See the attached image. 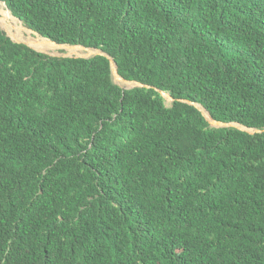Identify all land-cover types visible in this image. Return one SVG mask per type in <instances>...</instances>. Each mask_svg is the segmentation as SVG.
Here are the masks:
<instances>
[{
	"label": "trees",
	"instance_id": "16d2710c",
	"mask_svg": "<svg viewBox=\"0 0 264 264\" xmlns=\"http://www.w3.org/2000/svg\"><path fill=\"white\" fill-rule=\"evenodd\" d=\"M0 1V264H264V0Z\"/></svg>",
	"mask_w": 264,
	"mask_h": 264
},
{
	"label": "rangeland",
	"instance_id": "374dc122",
	"mask_svg": "<svg viewBox=\"0 0 264 264\" xmlns=\"http://www.w3.org/2000/svg\"><path fill=\"white\" fill-rule=\"evenodd\" d=\"M0 4L2 8H4L5 10H8L6 5L2 1H0ZM2 8L0 7L1 27L12 38L17 39V40H24L28 42L32 47L36 48L37 50L43 51V53H46L51 56H56V57H76V58H86V59L92 58L100 53L99 50L84 48L82 46H70V45L59 46L54 43H51L49 42V40L42 38L41 36L40 38L39 35L29 30L22 22H20L17 19H16L17 21L14 19H10V20H6L7 22H5L2 19V16L6 15V13L2 10ZM28 30L32 32L33 34L32 36L29 33H27ZM114 72L115 73L112 74L114 82L120 87H122L123 89H132V88L137 87L136 83L123 82L120 76L117 74L115 68H114ZM164 98H165L167 106L171 107L173 104V101H171L168 95H165ZM209 123H210V126L213 128L226 127L221 124L213 123L212 121H209Z\"/></svg>",
	"mask_w": 264,
	"mask_h": 264
},
{
	"label": "water",
	"instance_id": "95a60500",
	"mask_svg": "<svg viewBox=\"0 0 264 264\" xmlns=\"http://www.w3.org/2000/svg\"><path fill=\"white\" fill-rule=\"evenodd\" d=\"M5 4V3H4ZM6 5V4H5ZM20 21V20H19ZM20 22H22V21H20ZM0 27H1V25H0ZM2 28V27H1ZM3 29V28H2ZM4 30V29H3ZM30 30V29H29ZM5 31V30H4ZM32 31V30H31ZM6 32V31H5ZM32 32H34V31H32ZM7 33V32H6ZM35 34H37V35H39L38 33H36V32H34ZM7 35L13 40V41H15L8 33H7ZM40 36V35H39ZM48 40V39H47ZM49 41H51V40H49ZM16 43H20V44H25V45H27V46H29L30 48H32V49H34V50H36V51H38V52H41V53H43L42 51H39V50H37V49H35V48H33L32 46H30L29 44H27V43H25V42H19V41H15ZM51 42H53V41H51ZM54 43V42H53ZM59 46H63V45H59ZM83 47V46H82ZM85 48V47H84ZM99 54L98 55H102V56H105V57H107L109 60H110V62H111V69H112V74L113 73H115L114 72V66H116V68H117V74L119 75V72H118V67H117V64L115 63V61L108 55V54H106L105 52H103V51H100L99 50ZM44 54H46V53H44ZM120 76V75H119ZM120 78L122 79V81L123 82H126V83H130V81H128V80H126V79H124L123 77H121L120 76ZM132 83H136L137 84V87H144V85H142V84H140V83H138V82H132ZM149 88V87H148ZM125 90H128V89H125ZM161 94H162V96L164 97L165 95H168V97L171 99V101H175L174 100V98L170 95V94H167V93H165V92H161ZM190 105H192V106H194L195 108H197L202 114H203V116L207 119V121H212L213 123H216V124H221V125H224V126H226V127H219V128H237V129H239V130H241V131H245V132H248V133H250V134H252V135H254V134H256V133H262V132H264V130H262V131H260V130H257V129H249V128H247V127H244V126H242V125H240V124H236V123H231V124H225V123H221V122H217L216 120H214L212 117H211V115H210V113L207 111V109H205L202 105H200V104H197V103H192V102H188ZM207 114H209V115H207Z\"/></svg>",
	"mask_w": 264,
	"mask_h": 264
},
{
	"label": "bare ground",
	"instance_id": "6f19581e",
	"mask_svg": "<svg viewBox=\"0 0 264 264\" xmlns=\"http://www.w3.org/2000/svg\"><path fill=\"white\" fill-rule=\"evenodd\" d=\"M3 10V9H2ZM4 11V10H3ZM6 13V12H5ZM4 16H7V14L6 15H4ZM4 20V19H3ZM6 22V21H5ZM14 39V38H13ZM15 41H19V42H26V41H24V40H17V39H14ZM50 42V41H49ZM27 44H29L28 42H26ZM52 43V42H51ZM54 44H56V43H54ZM30 45V44H29ZM56 45H58V44H56ZM31 46V45H30ZM34 48V47H33ZM36 49V48H35ZM97 54V53H96ZM114 68H115V66H114ZM116 70V69H115ZM117 72V71H116ZM132 85V84H131Z\"/></svg>",
	"mask_w": 264,
	"mask_h": 264
},
{
	"label": "clouds",
	"instance_id": "9594fccd",
	"mask_svg": "<svg viewBox=\"0 0 264 264\" xmlns=\"http://www.w3.org/2000/svg\"><path fill=\"white\" fill-rule=\"evenodd\" d=\"M16 19V18H15ZM18 20V19H17Z\"/></svg>",
	"mask_w": 264,
	"mask_h": 264
}]
</instances>
